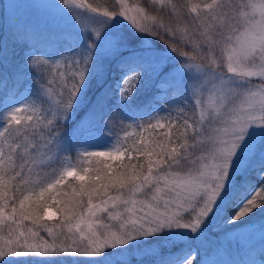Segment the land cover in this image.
I'll use <instances>...</instances> for the list:
<instances>
[{"label": "snow or ice", "instance_id": "1", "mask_svg": "<svg viewBox=\"0 0 264 264\" xmlns=\"http://www.w3.org/2000/svg\"><path fill=\"white\" fill-rule=\"evenodd\" d=\"M52 7L79 31L48 32L37 46L34 33L18 29L22 63L9 72L0 42V94L19 87L28 94L0 105V264H115L116 255L127 264L130 251L146 249L139 259L152 264H205L210 226L221 231L264 212V0H114L102 9L53 0ZM121 20L143 51L113 34ZM148 37L168 51L157 56ZM172 54L177 67L157 83L172 106L135 125L163 130L146 143L126 130L122 108L108 105L115 95L123 105L146 72L160 76ZM116 57L122 79L106 84L102 58ZM94 81L102 90L70 130ZM117 125L124 135L95 148L97 127L113 135ZM55 213V224L44 222Z\"/></svg>", "mask_w": 264, "mask_h": 264}, {"label": "rangeland", "instance_id": "2", "mask_svg": "<svg viewBox=\"0 0 264 264\" xmlns=\"http://www.w3.org/2000/svg\"><path fill=\"white\" fill-rule=\"evenodd\" d=\"M53 0H0V26L3 28H7L11 26V24L23 23L27 25L30 29H40L48 32L56 31V30H67L72 31L73 33L78 32V28L70 17L66 15H60L56 12V10L52 7ZM129 2V1H128ZM77 3H83L85 5L86 2L84 0H77ZM130 3V2H129ZM131 4V3H130ZM84 11L85 9H80ZM119 24L122 27H118L113 30V34L116 31L124 32V30H129L131 35L134 37H138L139 42L132 46L130 44L131 49L137 51H143L144 46L142 44L141 37L134 33V30L127 25L126 21H119ZM151 48L155 51L157 56H163V54L168 51L166 45H164L161 41L148 37ZM161 42V44H158ZM104 61L105 67H107L109 58H102ZM178 61L175 59V54H172V57L168 60V62L163 67L160 76H157L158 80L165 74L170 72L173 68L177 67ZM28 98V94L24 93L21 96H14L11 98H7L4 101V105L11 106L14 102L16 104H20L23 100ZM163 106L156 105L154 107L153 113L150 116H155L157 114L164 116L167 113L161 110ZM159 112V113H157ZM134 119V118H133ZM137 120V119H136ZM109 129H104L101 132V129H96V136L92 143L94 147L99 150H104L110 147L116 138V135H109ZM253 134H255V128L252 130ZM53 212L55 210L53 209ZM49 218L57 217V213L51 216H47ZM214 228H211L209 231V240L205 244L204 248H201L200 255L201 257H205V264H221L230 259H234L238 256L244 257L241 261L242 264H252V259L247 257L244 252L247 246L259 239L264 238V212L258 213V215L251 217V219H246L243 223L237 222V224L233 226H227L223 230L218 231L216 233H211ZM229 231H236L232 233L229 237L225 238V233ZM154 246H159V241H151ZM149 250H145V252L140 253H128V261L127 263L131 264H140L147 263V261L152 260L151 258L139 259L148 253ZM138 259H137V258ZM32 260V259H30ZM21 261V260H20ZM18 262V264H22L23 262ZM115 262H120L119 255H116ZM119 263V264H120ZM54 264H59V262H54ZM67 264H71V261H68ZM117 264V263H115Z\"/></svg>", "mask_w": 264, "mask_h": 264}, {"label": "trees", "instance_id": "3", "mask_svg": "<svg viewBox=\"0 0 264 264\" xmlns=\"http://www.w3.org/2000/svg\"><path fill=\"white\" fill-rule=\"evenodd\" d=\"M84 1L86 2V4H92L93 7L100 6L101 9L103 7H109L114 3V0H84ZM128 1L130 3L134 2V0H128ZM140 2L143 3V0H140ZM18 29L28 30L34 33L37 46H39L43 42L44 34L47 33L46 31H44V29L43 30L30 29L27 25L23 23L11 24V26L7 28H3V26H0V42H2L5 50L4 70L6 72L14 71L16 67L22 63L23 47L14 43V34L17 32ZM123 34L127 37L129 45L132 44V46H135L139 42V40L137 39L138 37L132 36L129 30L128 31L124 30ZM158 44H161V42H159ZM137 52L140 51L137 50ZM128 54H129L128 52H125L122 55H128ZM118 59H120V57L111 59L106 67V75H105L106 84H115L117 81H120L122 79L120 73L116 70L115 67ZM25 83L27 84L29 82L25 81ZM157 83H158L157 76L146 72L136 92L126 102H124L123 105L119 103L118 95L113 96L108 105L109 110L122 108L123 118L126 120L124 122V127L126 128V130L132 136H135L137 133H143V137L145 138L146 143L149 142L150 136L157 137L163 130L157 129L156 132L154 133L143 132V129H138L135 127L136 123L139 122L141 124H147L149 118L151 117L150 114L153 113V111L151 110H153L156 105L163 106L161 110H163L164 113L168 111V108H166L165 105H169V107L172 106V104H170V97L161 93V90L157 87ZM9 88H12V82L9 83ZM101 90L102 88L100 87V85L94 81L88 89L87 97L84 104L78 106L76 110L75 118L69 125L70 130L72 128H75L78 122L81 121L86 116L89 108L91 107L92 103L95 101V97L99 94ZM24 93L25 92L23 88L19 87L16 91L9 92L7 96L0 94V105H4V101L8 97L21 96L24 95ZM188 103L190 105L191 101H188ZM172 115L174 116L175 112H173ZM3 123L4 121L0 119V124ZM128 124H131L133 126L131 128H127L126 126ZM97 129H100V127L98 126ZM116 134H119V136L121 137L124 135V131L121 130L120 125H117V127L113 132V135ZM97 166H102V165H97ZM113 167H116V163H113ZM254 179L258 181L259 177L256 176L254 177ZM258 213H260V211H257L256 214L253 216L258 215ZM58 220H59V213H57V217L55 218H49V217L44 218V222L49 224H55ZM216 232L217 230L215 229L211 231V233H216ZM244 254L252 259V264H264V238L250 243L245 249ZM243 259L244 257L242 255L234 259H230L221 264H242L241 261ZM19 261L23 262L22 264H44L43 261H39L36 259L30 260V258H16L11 262V264H18ZM115 263L119 264L120 262H115ZM145 264H152V260L147 261V263Z\"/></svg>", "mask_w": 264, "mask_h": 264}]
</instances>
